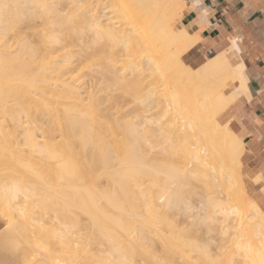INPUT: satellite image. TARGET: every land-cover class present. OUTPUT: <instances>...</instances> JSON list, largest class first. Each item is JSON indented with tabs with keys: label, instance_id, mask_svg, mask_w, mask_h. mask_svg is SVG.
<instances>
[{
	"label": "bare ground",
	"instance_id": "obj_1",
	"mask_svg": "<svg viewBox=\"0 0 264 264\" xmlns=\"http://www.w3.org/2000/svg\"><path fill=\"white\" fill-rule=\"evenodd\" d=\"M185 4L0 0V264H264V209L215 115L234 66L184 61ZM159 87L161 124L139 127L131 103L160 108Z\"/></svg>",
	"mask_w": 264,
	"mask_h": 264
},
{
	"label": "crops",
	"instance_id": "obj_2",
	"mask_svg": "<svg viewBox=\"0 0 264 264\" xmlns=\"http://www.w3.org/2000/svg\"><path fill=\"white\" fill-rule=\"evenodd\" d=\"M211 3L215 8L208 17L207 24L195 22L192 13L185 15V9L176 18L177 28L186 27L201 37L183 54L184 61L198 67L211 57L210 53L214 48L225 47L228 37L238 36L239 46L243 52L242 60L251 76L250 86L253 90H257V86H264L260 78L261 72L264 71V0H211ZM250 110L256 116L264 115V105L259 102L258 97L254 99ZM229 115L237 117L230 125L235 132H240L242 126L248 132L255 130L254 137L251 135L243 137L242 171L248 191L264 207V182L257 183L255 179L264 169V140L261 139L259 128L252 125L250 119H242L241 111H226L225 117Z\"/></svg>",
	"mask_w": 264,
	"mask_h": 264
},
{
	"label": "snow or ice",
	"instance_id": "obj_3",
	"mask_svg": "<svg viewBox=\"0 0 264 264\" xmlns=\"http://www.w3.org/2000/svg\"><path fill=\"white\" fill-rule=\"evenodd\" d=\"M185 9V15L188 13L193 14V19L197 23L207 24L208 17L210 16L215 5L208 0H187V3L182 6ZM212 59L210 63L216 64L221 63L224 66H234L235 78L237 84L233 85V90L227 95L221 97L220 106L217 109L215 115L232 110H239L243 113L242 119L251 121V124L258 127L261 139L264 140V115L256 116L251 110L250 106L253 104L254 99L258 97L259 102L264 105V86H257V90H253L250 86L251 76L248 73L245 65L242 63L243 52L239 46L238 36L228 37V43L221 49H213L210 53ZM151 63V62H150ZM152 69L155 70V65H151ZM262 84H264V71L260 75ZM177 105V97L175 94L171 97L170 106ZM237 117L235 115H229L226 119L217 122V126L221 127L226 135H228L235 148L237 155L243 148V137L245 135L255 136V130L248 132L246 129H242L240 132H234L229 127ZM256 182H264V169L261 170L260 174L255 177Z\"/></svg>",
	"mask_w": 264,
	"mask_h": 264
},
{
	"label": "rangeland",
	"instance_id": "obj_4",
	"mask_svg": "<svg viewBox=\"0 0 264 264\" xmlns=\"http://www.w3.org/2000/svg\"><path fill=\"white\" fill-rule=\"evenodd\" d=\"M103 2H104V3H103ZM101 3H102L101 6H105V5L109 4L108 2L106 3V1H102ZM177 21H178V19H176L175 22H174V25H175V26H176ZM176 27H177V26H176ZM120 28H123V27H120ZM89 33H90V32H89ZM90 34H91V33H90ZM92 34H93V33H92ZM87 36H88V34H87ZM91 36H93V35H90L89 37L91 38ZM89 37L87 38L88 40H89ZM101 38H104V37H101ZM96 40H97V38H96ZM96 40H95V41H96ZM98 40H99V47L97 46V47L95 48V46L98 45V44H96V45H94V48H95V49H98V50L100 49V50L103 52V50H106V49L104 48L105 46H103V48H104V49H103L102 46H100V45H106V44H107V46H108V43H107V42L104 43L105 40H102L103 42H101V39H100V38H99ZM98 40L96 41V43L98 42ZM89 41H92V39H90ZM93 41H94V40H93ZM93 43H94V42H93ZM106 48H107V47H106ZM100 50H99V52L96 50L97 53H98V55H100ZM106 51H107V50H106ZM91 53H92V51H91ZM103 53H104V52H103ZM103 53H102V54H103ZM102 54H101V55H102ZM105 55H108V52H106V54L104 53V55H103L104 57H101V56H100L99 58L105 59V58L107 57V56H105ZM93 58L95 59L94 56L91 57V58L89 57L88 60H91V59H92V60L94 61ZM88 65H89V67H87V69H86V76H88L89 73H90V75L94 73V74L91 75V76L89 75V77H91V79H93L92 82L95 81V78H96L97 80H96L95 82H93V83H95L94 85L96 86V84H98V87H101L100 85H103V82H102V84H101L100 81H103V78H105V77H104V74H103V76H102V74L100 75V73H98L99 71L96 70V69H97V68H95L96 65L94 66V64H93L92 61H90V62L88 61ZM88 65H87V66H88ZM97 67H98V66H97ZM98 68H99V67H98ZM97 73H98V74H97ZM89 77H87V78H89ZM100 78H101V79H100ZM146 79H147V80H146ZM146 79H145V80H146V81H145L146 83H150V82H151V80L149 81L148 77H147ZM88 81H89V84L92 83V82L90 83V78H89ZM99 83H100V85H99ZM91 85H92V84H91ZM95 86H93V87H95ZM149 86H150V85H149ZM98 87H97V88H98ZM147 88H149V87H147ZM162 88H163V87H162ZM231 89H233V86H232L231 84H228V85H227V88H226V91H230ZM160 90H161V87H159V88L157 89V93H156L157 95H156L155 97L159 96V98L162 97V98L165 99V96H163L164 94H163L162 90H161V92H159ZM162 98H161V99H162ZM161 99H159V101H157V99H156V102H159V104H160V106H161V107H160V106H159V107H160L161 109L158 108V106H156L155 103L153 104V105H155V106L151 105V106H153L154 108L156 107L155 109H154L153 107L151 108L150 105H149V106L146 105L147 103H146L145 105L143 104V105H144V106H143V105H142V101H140V100H136V102L133 101V102H132L133 104L131 103V105H132V108H131V110H132V111H131V116H134V117H131V118H132L133 120L137 118V119H136V120H137L136 122L139 123V127H142L141 125H144V124H145V123L142 124V123H140V122H141V121L143 122L144 117L146 116L147 118H151V117H152V118H151V119H152L151 122L153 121V122H152V124H153L152 126L154 127V129L157 128V126H158V124H159L160 122H156V123H155L156 125L154 124V122H155V120H156V119L160 116V114H161V111H160V110H162V106L164 105V104H162V102L164 103V101H166V100H164V99H162L163 101H160ZM143 103H144V102H143ZM165 103H166V102H165ZM140 104H141V105H140ZM157 105H158V104H157ZM157 108H158L159 110H158ZM145 109H147V110H145ZM133 110H134V111H133ZM148 111H149V112H148ZM132 112H134V113H132ZM139 113H140V115H138ZM141 114H142V115H141ZM144 115H145V116H144ZM148 115H149V116H148ZM138 117H139V118H138ZM142 117H143V118H142ZM155 117H157V118H155ZM139 119H140L141 121H140ZM154 119H155V120H154ZM224 119H226V117H225V112H223V114L220 116V120H224ZM157 120H158V119H157ZM165 120H166V119H163L162 122L165 121ZM134 121H135V120H134ZM146 121H147V120H146ZM160 124H161V123H160ZM154 125H155V126H154ZM244 177H245V175H244ZM245 181H246V178H245ZM197 184H198V183H197ZM199 184H200V183H199ZM199 184L196 185L197 187H200V189L196 187V189H198L197 192L199 193L198 196H197V194H196V195L191 196V198H190V200H192L191 203L193 202L192 204H194V206H195V204L197 205V203H198V205H197L196 207H200L199 204L201 205V199H199V198H200V197L202 198L201 195H204L203 192H205V191H203V190L200 191V192H202V193L199 192V190L203 189V187L200 186ZM249 193H250L251 195H253L250 191H249ZM195 196H197V197H195ZM192 197H193V199H192ZM198 197H199V198H198ZM199 200H200V201H199ZM198 201H199V202H198ZM261 206H262V208L264 209L263 205H261ZM182 220H183V224L185 225V224H186V222H185V221H186V218H183V217H182ZM184 222H185V223H184ZM187 222H188V220H187ZM205 238H206V237H204V240H205ZM204 240L201 239V242H199V243L201 244L202 241L204 242ZM206 240H207L206 242H208V239H206ZM206 242L203 243V244H201V245L204 246V244H206ZM200 244H199V245H200ZM211 244H212L213 248H216V250H217L216 243H211ZM211 244H210L209 249L211 248ZM213 244H215V245H213ZM215 246H216V247H215ZM211 250L213 251V249H211ZM214 250H215V249H214ZM216 250L213 251V253L216 252ZM218 250L220 251L219 248H218ZM194 252L197 253V251H194ZM196 253H195V254H196ZM213 253H212V255H213ZM216 253H217V252H216ZM221 253H222V252H220L219 254H221ZM197 254H198V253H197ZM219 254L217 253L216 255H215V254H214V255L217 256V255H219ZM223 254H224V253H223ZM193 255H194V254H193ZM194 256H198V255H194ZM220 256H221V255H220ZM222 257H223V256H222ZM213 258H215V257L213 256ZM216 258H217V257H216ZM223 258H224V257H223ZM218 259H219V258H218ZM218 259H217V260H218ZM220 259H221V257H220ZM220 259H219V260H220ZM236 259H237V260H236ZM236 259H235V262H236L235 264H240V262H238L239 259H238V258H236ZM180 260H181V259H180ZM180 260H179V263H180V262H183V260H182V261H180ZM194 260H195V259H194ZM222 260H223V259H221V261H222ZM184 261H185V260H184ZM186 262L189 263L188 260H186ZM186 262H183V264H186ZM190 262H191V261H190ZM218 262L220 263V261H218ZM188 263H187V264H188ZM191 263H192V262H191ZM180 264H181V263H180ZM189 264H190V263H189ZM193 264H194V263H193ZM197 264H198V263H197ZM202 264H203V263H202ZM206 264H208V262H207Z\"/></svg>",
	"mask_w": 264,
	"mask_h": 264
}]
</instances>
